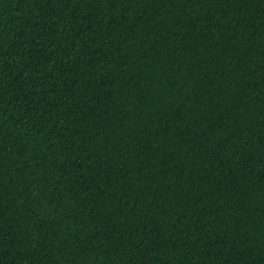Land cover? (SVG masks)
<instances>
[{"label":"trees","instance_id":"1","mask_svg":"<svg viewBox=\"0 0 264 264\" xmlns=\"http://www.w3.org/2000/svg\"><path fill=\"white\" fill-rule=\"evenodd\" d=\"M0 264H264V0H0Z\"/></svg>","mask_w":264,"mask_h":264}]
</instances>
